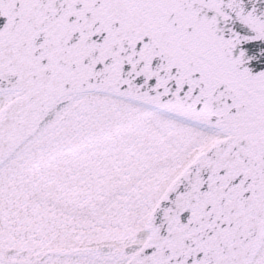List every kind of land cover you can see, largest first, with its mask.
I'll return each mask as SVG.
<instances>
[{
	"label": "snow or ice",
	"instance_id": "obj_1",
	"mask_svg": "<svg viewBox=\"0 0 264 264\" xmlns=\"http://www.w3.org/2000/svg\"><path fill=\"white\" fill-rule=\"evenodd\" d=\"M0 264H264V0H0Z\"/></svg>",
	"mask_w": 264,
	"mask_h": 264
}]
</instances>
